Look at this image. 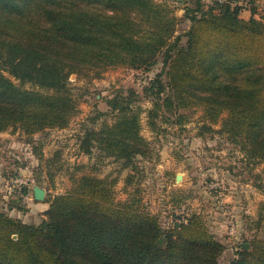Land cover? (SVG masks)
Masks as SVG:
<instances>
[{
    "label": "trees",
    "instance_id": "obj_1",
    "mask_svg": "<svg viewBox=\"0 0 264 264\" xmlns=\"http://www.w3.org/2000/svg\"><path fill=\"white\" fill-rule=\"evenodd\" d=\"M187 3L190 26L178 34L181 20L166 1L0 0V134L34 139L67 129L78 112L72 75L100 77L118 66L147 71L162 59L144 88L154 101L150 127L158 130L162 111L181 124L190 116L180 111L200 110L205 130L220 125L248 160L264 163V8L252 0ZM139 99L133 89L118 90L107 101L114 122L95 128L91 118L81 152L96 149L122 168L148 157ZM73 180L71 191L48 199L40 225L9 215L26 212L20 200L0 207V264H220L226 248L200 215L165 227L136 202H117L115 181ZM241 249L229 264H264V239Z\"/></svg>",
    "mask_w": 264,
    "mask_h": 264
},
{
    "label": "rangeland",
    "instance_id": "obj_2",
    "mask_svg": "<svg viewBox=\"0 0 264 264\" xmlns=\"http://www.w3.org/2000/svg\"><path fill=\"white\" fill-rule=\"evenodd\" d=\"M154 1H166L174 7L181 20L178 34L188 30L190 22L183 18L187 0ZM213 1L204 0L207 6ZM161 69L162 59L147 71L118 66L105 70L100 77L74 74L69 78V88L78 112L67 129L48 130L34 139L12 131L0 134V207L8 208L12 201L17 205L20 200L18 205L26 212L14 208L9 215L26 224L40 225L50 197L71 191L73 179L91 175L115 181L117 202H136L158 216L165 227L192 214L200 215L226 248L220 264L238 259L241 247L246 250L244 244L249 245V251L255 239H264V163L248 160L239 146L218 132L220 125L212 126L214 131L205 130L200 110L180 111L190 116L181 124L175 123V115L162 111L156 120L158 130L150 127L148 111L154 101L146 98L144 88ZM122 89H133L140 95L135 106L140 110L142 134L151 150L148 157L138 158L134 167L128 168L103 157L96 149L91 155L80 149L91 118L97 117L95 128L114 122L107 101ZM17 173L35 177L34 185L45 190V200L36 201L33 184ZM178 175L182 177L179 181ZM17 180L22 184L13 183ZM24 189L27 196L22 194Z\"/></svg>",
    "mask_w": 264,
    "mask_h": 264
},
{
    "label": "crops",
    "instance_id": "obj_3",
    "mask_svg": "<svg viewBox=\"0 0 264 264\" xmlns=\"http://www.w3.org/2000/svg\"><path fill=\"white\" fill-rule=\"evenodd\" d=\"M246 1H249V0H246ZM245 0H236V4H239V5H246ZM254 1L255 3H257L261 8H264V0H252ZM241 17L245 20H248L251 18V13L249 11L248 8H244L241 12ZM19 134V133H18ZM20 135V134H19ZM23 138V136H22ZM17 176L19 177H22L21 179H25L27 180L28 182L30 181L33 185H32V188L34 190L35 187H37L36 185H34V182L37 181L35 177L29 175L28 173H17L16 174ZM29 175V176H28ZM30 208V206H29Z\"/></svg>",
    "mask_w": 264,
    "mask_h": 264
},
{
    "label": "water",
    "instance_id": "obj_4",
    "mask_svg": "<svg viewBox=\"0 0 264 264\" xmlns=\"http://www.w3.org/2000/svg\"><path fill=\"white\" fill-rule=\"evenodd\" d=\"M181 178H182L181 175H178V176L176 177L177 181L181 180ZM45 197H46L45 190H43V189L40 188V187H35V188H34V199H35L36 201H44V200H45ZM14 239H16V236H14ZM243 246H244V248H245L246 250L249 249V245L244 244Z\"/></svg>",
    "mask_w": 264,
    "mask_h": 264
},
{
    "label": "built area",
    "instance_id": "obj_5",
    "mask_svg": "<svg viewBox=\"0 0 264 264\" xmlns=\"http://www.w3.org/2000/svg\"><path fill=\"white\" fill-rule=\"evenodd\" d=\"M221 2H224V1H227V0H220ZM232 1H236V0H232ZM246 1V0H245ZM21 182H23V181H20V180H17V181H15V182H13V183H17V184H22Z\"/></svg>",
    "mask_w": 264,
    "mask_h": 264
}]
</instances>
